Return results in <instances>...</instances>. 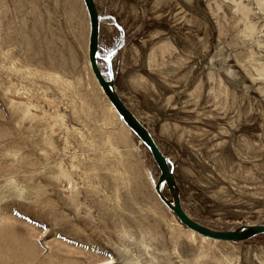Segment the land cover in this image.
I'll list each match as a JSON object with an SVG mask.
<instances>
[{
  "label": "rangeland",
  "instance_id": "374dc122",
  "mask_svg": "<svg viewBox=\"0 0 264 264\" xmlns=\"http://www.w3.org/2000/svg\"><path fill=\"white\" fill-rule=\"evenodd\" d=\"M93 1L97 67L169 162L185 213L218 231L264 224V0ZM89 36L84 0H0V227L24 263L264 264V234L191 233L160 199Z\"/></svg>",
  "mask_w": 264,
  "mask_h": 264
},
{
  "label": "water",
  "instance_id": "95a60500",
  "mask_svg": "<svg viewBox=\"0 0 264 264\" xmlns=\"http://www.w3.org/2000/svg\"><path fill=\"white\" fill-rule=\"evenodd\" d=\"M84 3L86 5L90 19L88 58L91 69L103 92L106 94L116 112L120 115L125 124L139 137L141 142L147 146L156 164L158 165L160 169V176L158 178V182L155 184V190L160 199L173 212V214L182 225L202 236L216 240L236 242L245 241L254 236L264 234V224L243 225L234 230L218 231L212 230L197 223L185 213L180 204L179 189L177 187L173 172L170 169L169 162L159 151L148 130L135 118V116L129 111V109L124 105L122 100L114 91L113 76L111 70L109 69L110 79L105 80L97 67L96 54L98 51L99 36L98 13L93 0H84ZM163 182L166 184L170 192L171 199H167L160 190V185Z\"/></svg>",
  "mask_w": 264,
  "mask_h": 264
},
{
  "label": "bare ground",
  "instance_id": "6f19581e",
  "mask_svg": "<svg viewBox=\"0 0 264 264\" xmlns=\"http://www.w3.org/2000/svg\"><path fill=\"white\" fill-rule=\"evenodd\" d=\"M114 176L113 174V177ZM193 232L194 231L191 230V233ZM26 257L27 249L18 241V236L14 232L8 230V227H0V264L9 261L13 264H18L20 260L22 264H25L24 259H26Z\"/></svg>",
  "mask_w": 264,
  "mask_h": 264
},
{
  "label": "crops",
  "instance_id": "0c3cea01",
  "mask_svg": "<svg viewBox=\"0 0 264 264\" xmlns=\"http://www.w3.org/2000/svg\"><path fill=\"white\" fill-rule=\"evenodd\" d=\"M109 69H111V68H109ZM111 71H112V69H111ZM112 73V72H111Z\"/></svg>",
  "mask_w": 264,
  "mask_h": 264
}]
</instances>
